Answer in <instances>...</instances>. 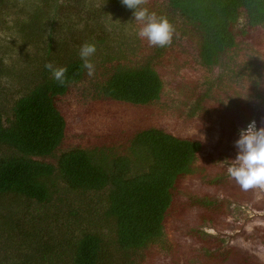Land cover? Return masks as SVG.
Here are the masks:
<instances>
[{
	"label": "trees",
	"instance_id": "16d2710c",
	"mask_svg": "<svg viewBox=\"0 0 264 264\" xmlns=\"http://www.w3.org/2000/svg\"><path fill=\"white\" fill-rule=\"evenodd\" d=\"M16 3L17 0H0V25L4 27L0 95L6 87L1 76L15 71L17 64L13 59L6 67L5 59L11 55L5 50L27 38L40 43L37 38L41 34L32 27V21L19 17L16 11L11 13ZM166 6L170 21L177 15L190 26L194 49L206 68L227 62L233 55H245L240 59L252 68V73H239L241 62L236 63L237 73L231 81L240 78L242 88L247 89L239 104L257 103L258 126L264 125V56L247 48L250 30L264 26V0H166ZM40 15L43 16L41 12L34 14ZM163 49L154 47L155 52L145 59V64H131L134 54L122 49L109 50L99 64H94L99 71L89 80H83L87 71L80 57L70 55V51L62 57V53L55 66L67 68L63 85L53 79L48 69H34L29 74V68H20L13 78L25 79L23 88L5 100L0 96V194L25 199V213L37 221H48L55 214L59 202L65 200L61 194L68 189L81 195L93 193L102 199L96 205L90 228L70 222L71 235L63 239L71 249L73 264H264L260 240L264 226L260 224L249 231L246 239L238 237L225 246L217 236H203L199 230H193L195 241L185 246L164 236L180 181L193 173L197 155L203 149L199 138L177 136L150 126L121 137L111 148L71 147L57 154L55 162L48 160L55 156L67 129L65 117L55 103L57 95L66 93L69 85L83 82L95 100L152 103L160 98L164 81L150 62L161 56ZM111 60L115 64L108 65ZM234 83L226 95H234ZM220 95L213 87L201 96L200 107L206 104L209 119L215 114L226 116ZM229 153L225 151L228 157ZM233 180L210 178L211 187L201 197H194L205 209L204 223L215 229L228 216L227 201L215 197L211 190L233 189L229 185ZM68 212L70 220L72 214L77 215L71 209Z\"/></svg>",
	"mask_w": 264,
	"mask_h": 264
},
{
	"label": "rangeland",
	"instance_id": "374dc122",
	"mask_svg": "<svg viewBox=\"0 0 264 264\" xmlns=\"http://www.w3.org/2000/svg\"><path fill=\"white\" fill-rule=\"evenodd\" d=\"M145 6L157 16L166 17L174 29L171 45L164 47L161 56L150 62L164 81L160 98L147 105L113 99L95 100L84 89L83 82L69 85L66 93L55 98L56 106L67 122L66 135L55 156L48 160L55 162L57 154L71 147L111 148L121 137H129L132 132L150 126L177 136L199 138L204 143L203 149L197 155L193 173L180 181L164 236L181 246L195 241L193 230L202 231L203 236H217L224 246L238 237L246 239L255 225L264 226V189L245 191L233 180L229 184L233 189L211 190L215 197L227 201L228 216L220 221L222 225L218 229L204 223L205 209L194 201V197H201L211 187L210 178H231L224 160L235 159L234 142L239 137V129L251 120H255L259 128L257 103L239 104L241 94L247 88H242L240 78L231 81L237 73L236 63L241 62L239 73H252V68L241 61L244 54L233 55L227 59L229 61L220 62L212 69L206 68L194 49L190 26L177 15L170 21L166 0H148ZM15 11L19 17L32 21V27L38 28L41 38H37L40 41L37 44L27 40L29 38L18 40L5 50L11 55L10 60L5 59L6 67L11 66L13 59L17 64L15 71L1 76L6 86L3 87L4 94L0 95L3 100L23 88L25 79L13 78L20 68H29L31 74L34 69H46L47 62L56 65L62 53V57L69 51L70 55L79 57V49L85 42L96 46V52L89 58L93 64L104 53L118 48L134 54L131 64L137 61L145 64V59L155 52L154 47L137 36L141 25L134 20L133 10L125 7L121 0H17L11 13ZM40 12L43 16H34ZM3 28L0 25L2 46ZM247 40L249 50L264 56V26L250 30ZM109 64H115V60ZM95 71H99L98 67ZM83 80H89V76L86 74ZM251 81L253 83V77ZM232 82L236 86L232 87L234 95H226ZM213 87L220 97L223 95L225 117L215 114L209 119L206 104L204 108L200 107L203 92ZM3 104L5 109L9 108L7 103ZM225 151H230V157ZM61 195L65 200L59 202L55 214H51L48 221H37L25 213V199L0 194V264H73L69 257L71 249L65 241L71 235L70 222L74 220L76 225L90 228L96 205H100L102 199L93 193L81 195L71 189ZM28 207L33 208L32 205ZM69 209L77 214H72V220ZM57 217L60 220L55 221ZM261 236L264 263L263 231ZM60 251L63 253L57 256Z\"/></svg>",
	"mask_w": 264,
	"mask_h": 264
},
{
	"label": "clouds",
	"instance_id": "9594fccd",
	"mask_svg": "<svg viewBox=\"0 0 264 264\" xmlns=\"http://www.w3.org/2000/svg\"><path fill=\"white\" fill-rule=\"evenodd\" d=\"M128 9L133 10L134 20L140 23L137 36L145 39L150 47L164 48L172 43L173 26L164 16H157L149 11L148 0H121ZM96 52V46L85 42L79 49V57L82 67L86 69L89 77L95 73V65L89 59ZM48 69L60 85L65 83V66L57 67L52 62H47ZM237 148L235 159H225L227 174L245 191L262 188L264 189V125L259 128L256 121L251 120L246 127L239 129V137L234 142Z\"/></svg>",
	"mask_w": 264,
	"mask_h": 264
}]
</instances>
